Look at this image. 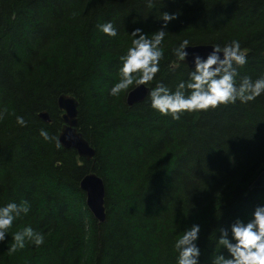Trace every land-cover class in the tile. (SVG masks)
<instances>
[{"label":"trees","instance_id":"16d2710c","mask_svg":"<svg viewBox=\"0 0 264 264\" xmlns=\"http://www.w3.org/2000/svg\"><path fill=\"white\" fill-rule=\"evenodd\" d=\"M163 12L178 18L149 89L160 82L174 91L187 80L191 69L173 53L184 39L221 47L237 40L247 55L237 79L264 76V0H0V204L29 206L0 242V264H175L174 242L193 224L201 264H211L218 229L264 204V188H251L264 171V94L179 119L147 97L129 106L133 87L109 94L130 32L151 35ZM106 22L116 37L99 31ZM62 93L79 102L90 161L59 142ZM89 172L104 181L102 223L80 187ZM27 226L42 245L12 239Z\"/></svg>","mask_w":264,"mask_h":264},{"label":"clouds","instance_id":"9594fccd","mask_svg":"<svg viewBox=\"0 0 264 264\" xmlns=\"http://www.w3.org/2000/svg\"><path fill=\"white\" fill-rule=\"evenodd\" d=\"M148 4L151 7V0H148ZM177 18L176 13L163 12L160 29L151 35L140 28L130 32L131 44L119 58V80L111 87V96L116 97L130 87L138 88L154 80L164 55L162 44L166 29ZM98 28L109 37L117 36V30L111 22L100 24ZM188 48L189 41L184 39L173 49L178 61H186ZM192 63L194 67L191 66L187 80H181L174 91L160 82L148 89L147 99L152 109L161 115L179 119L183 112L207 111L237 101L245 104L264 94V76L255 80L249 76L237 79V67L247 63V55L237 40L223 47L211 45L206 57L193 53ZM16 123L21 127L26 126L22 116L16 117ZM39 135L45 141L56 139L44 129L40 130ZM56 146H60L58 142ZM28 212L27 202L0 204V242L6 239L14 221ZM200 232V225L193 224L175 240V264H201V249L198 245ZM12 239L20 247H24L26 239L36 247L44 243L43 235L30 226L14 233ZM213 245L211 264H264V204L257 205L248 218L238 217L227 228L220 227Z\"/></svg>","mask_w":264,"mask_h":264},{"label":"water","instance_id":"95a60500","mask_svg":"<svg viewBox=\"0 0 264 264\" xmlns=\"http://www.w3.org/2000/svg\"><path fill=\"white\" fill-rule=\"evenodd\" d=\"M212 44L189 45L186 49L188 57L181 63L187 65L190 69L194 67L192 63L193 53H198L206 57L211 51ZM148 87L145 85L133 88L129 91L126 101L129 106L142 102L148 94ZM57 105L62 111L63 127L59 135L60 144L66 149H74L81 158L90 161L95 155V149L85 139L83 134L78 130V100L69 94L62 93L57 98ZM39 116L45 121L50 122L47 112H41ZM80 187L85 191L87 196V205L90 212L99 223L105 221V185L101 177L94 172L86 174L81 182ZM251 188H264V171L256 178Z\"/></svg>","mask_w":264,"mask_h":264}]
</instances>
